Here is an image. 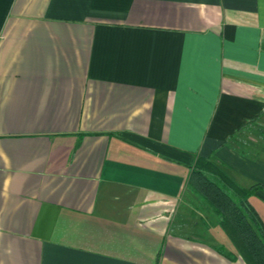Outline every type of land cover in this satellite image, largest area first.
Returning <instances> with one entry per match:
<instances>
[{
    "label": "crops",
    "instance_id": "obj_1",
    "mask_svg": "<svg viewBox=\"0 0 264 264\" xmlns=\"http://www.w3.org/2000/svg\"><path fill=\"white\" fill-rule=\"evenodd\" d=\"M195 154L264 224V0H0V264H246Z\"/></svg>",
    "mask_w": 264,
    "mask_h": 264
},
{
    "label": "trees",
    "instance_id": "obj_2",
    "mask_svg": "<svg viewBox=\"0 0 264 264\" xmlns=\"http://www.w3.org/2000/svg\"><path fill=\"white\" fill-rule=\"evenodd\" d=\"M185 185L207 204L245 263L264 264V224L249 203V197L260 186L239 185L210 156L199 154L189 167Z\"/></svg>",
    "mask_w": 264,
    "mask_h": 264
}]
</instances>
